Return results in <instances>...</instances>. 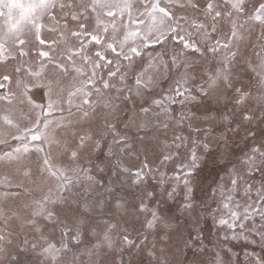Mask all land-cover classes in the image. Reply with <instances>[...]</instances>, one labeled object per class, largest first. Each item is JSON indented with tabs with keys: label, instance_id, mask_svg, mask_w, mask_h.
<instances>
[{
	"label": "snow or ice",
	"instance_id": "6c2138e0",
	"mask_svg": "<svg viewBox=\"0 0 264 264\" xmlns=\"http://www.w3.org/2000/svg\"><path fill=\"white\" fill-rule=\"evenodd\" d=\"M0 264H264V0H0Z\"/></svg>",
	"mask_w": 264,
	"mask_h": 264
},
{
	"label": "rangeland",
	"instance_id": "374dc122",
	"mask_svg": "<svg viewBox=\"0 0 264 264\" xmlns=\"http://www.w3.org/2000/svg\"><path fill=\"white\" fill-rule=\"evenodd\" d=\"M32 156H33V159H35L36 154L33 153ZM160 171H161V172H166L165 179H167L168 177L174 175V173H173V171H172V168H171L170 164H166V165L162 166V167L160 168ZM155 179H156V180H159V176L157 175V177H156ZM149 180L152 181L153 178H152V177H149ZM23 238H24V237L21 236V239H23ZM28 238L31 239V236H29Z\"/></svg>",
	"mask_w": 264,
	"mask_h": 264
}]
</instances>
